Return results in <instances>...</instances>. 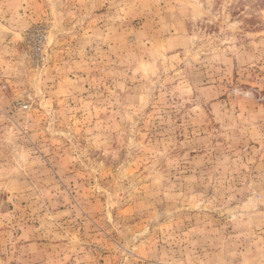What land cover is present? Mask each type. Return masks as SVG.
Masks as SVG:
<instances>
[{
    "label": "rangeland",
    "instance_id": "rangeland-1",
    "mask_svg": "<svg viewBox=\"0 0 264 264\" xmlns=\"http://www.w3.org/2000/svg\"><path fill=\"white\" fill-rule=\"evenodd\" d=\"M0 264H264V0H0Z\"/></svg>",
    "mask_w": 264,
    "mask_h": 264
}]
</instances>
